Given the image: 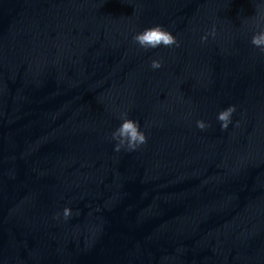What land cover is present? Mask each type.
Masks as SVG:
<instances>
[{"label":"water","instance_id":"1","mask_svg":"<svg viewBox=\"0 0 264 264\" xmlns=\"http://www.w3.org/2000/svg\"><path fill=\"white\" fill-rule=\"evenodd\" d=\"M255 14L253 0H0V264H264ZM157 24L179 46L133 41ZM123 113L147 137L132 151L114 150Z\"/></svg>","mask_w":264,"mask_h":264},{"label":"clouds","instance_id":"2","mask_svg":"<svg viewBox=\"0 0 264 264\" xmlns=\"http://www.w3.org/2000/svg\"><path fill=\"white\" fill-rule=\"evenodd\" d=\"M256 8V18L257 26L259 31L255 32L251 37V43L259 48L261 53H264V27H260L264 23V4L258 3L257 0H253ZM215 26H213L205 35L200 37L201 41L207 40L208 36H215ZM133 41L136 42L141 48L155 49L163 45L164 47H171L173 45L179 46V42L176 37L168 30L164 29L160 25H154L151 27H146L142 31L136 32L133 37ZM162 66V61L160 59H152L150 62V67L153 69H158ZM235 111V105H229L223 110L219 111L217 114V119L220 121L221 130H226L229 123L231 122V117ZM238 123V122H237ZM196 126L204 130L209 125L204 120H196ZM113 140L117 141L114 145L115 151H120L123 147L128 151L135 150L140 145L147 142V137L145 133L140 129L139 122L127 118V114H122V120L120 125L111 133ZM63 217L65 219L72 215L71 209L69 207H64Z\"/></svg>","mask_w":264,"mask_h":264}]
</instances>
